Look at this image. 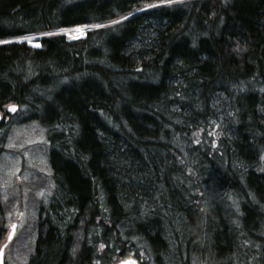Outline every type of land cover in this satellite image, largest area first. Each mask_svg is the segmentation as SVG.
I'll return each instance as SVG.
<instances>
[{"label": "trees", "instance_id": "trees-1", "mask_svg": "<svg viewBox=\"0 0 264 264\" xmlns=\"http://www.w3.org/2000/svg\"><path fill=\"white\" fill-rule=\"evenodd\" d=\"M0 41V155L38 123L53 182L25 264H264V0H0Z\"/></svg>", "mask_w": 264, "mask_h": 264}, {"label": "rangeland", "instance_id": "rangeland-1", "mask_svg": "<svg viewBox=\"0 0 264 264\" xmlns=\"http://www.w3.org/2000/svg\"><path fill=\"white\" fill-rule=\"evenodd\" d=\"M92 27L82 25L55 33L78 39L84 37L85 32ZM31 37V41H21L39 46L38 36ZM3 119L9 122L8 115L5 114ZM4 148L0 155V189L7 192L9 199L15 200V208L7 224L3 242L10 226L14 223L16 225L13 238L4 249L6 262L25 264V254H29L33 248L39 206L47 205L53 187L47 160L48 145L40 125L28 122L13 125L8 130Z\"/></svg>", "mask_w": 264, "mask_h": 264}, {"label": "snow or ice", "instance_id": "snow-or-ice-1", "mask_svg": "<svg viewBox=\"0 0 264 264\" xmlns=\"http://www.w3.org/2000/svg\"><path fill=\"white\" fill-rule=\"evenodd\" d=\"M172 2H173V0H159L160 4H164V3L171 4ZM157 6L158 5H145V7H157ZM121 19H123V17H121ZM109 23H116V21H110ZM94 27H99V25H94ZM61 31H66V30L62 29ZM17 39L18 40L31 41L32 37L31 36H22V37H18ZM0 43H7V41H0ZM6 107H8L10 111H16V105H10V106H6ZM21 215H23V214H21ZM10 228H11V230H10L8 237H7L8 241L12 240L15 229H16V225L12 224L10 226ZM101 247H104V245H101ZM2 251H3V249L0 248V252H2ZM121 264H129V262L128 261H122ZM131 264H135V262H131Z\"/></svg>", "mask_w": 264, "mask_h": 264}, {"label": "water", "instance_id": "water-1", "mask_svg": "<svg viewBox=\"0 0 264 264\" xmlns=\"http://www.w3.org/2000/svg\"><path fill=\"white\" fill-rule=\"evenodd\" d=\"M7 109L9 110V108H7ZM11 112H13V111H11ZM10 230H11V228H10ZM9 232H10V231H9ZM6 241H8V239H7ZM1 248H2L3 251H4V245H2ZM3 251L0 252V264H4V263H3ZM122 261H128L129 264H131V262H135V264H139V262H138L135 258H133V257H127V258H125V259H122V260L116 262L115 264H121Z\"/></svg>", "mask_w": 264, "mask_h": 264}, {"label": "flooded vegetation", "instance_id": "flooded-vegetation-1", "mask_svg": "<svg viewBox=\"0 0 264 264\" xmlns=\"http://www.w3.org/2000/svg\"><path fill=\"white\" fill-rule=\"evenodd\" d=\"M2 123L5 124V123H7V122L4 121L3 116L1 115V116H0V125H1Z\"/></svg>", "mask_w": 264, "mask_h": 264}, {"label": "bare ground", "instance_id": "bare-ground-1", "mask_svg": "<svg viewBox=\"0 0 264 264\" xmlns=\"http://www.w3.org/2000/svg\"><path fill=\"white\" fill-rule=\"evenodd\" d=\"M74 27V26H73ZM66 28H71V27H66ZM66 28H64V29H66ZM31 36H36V35H31Z\"/></svg>", "mask_w": 264, "mask_h": 264}]
</instances>
